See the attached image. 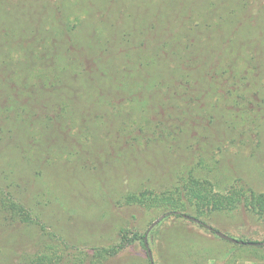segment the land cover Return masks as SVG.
<instances>
[{
	"label": "trees",
	"instance_id": "1",
	"mask_svg": "<svg viewBox=\"0 0 264 264\" xmlns=\"http://www.w3.org/2000/svg\"><path fill=\"white\" fill-rule=\"evenodd\" d=\"M263 142L264 0H0V242L16 249L0 264H106L146 247L126 225L87 248L58 236L48 217L67 191L73 209L102 196L264 224V191L233 166L258 162Z\"/></svg>",
	"mask_w": 264,
	"mask_h": 264
},
{
	"label": "rangeland",
	"instance_id": "2",
	"mask_svg": "<svg viewBox=\"0 0 264 264\" xmlns=\"http://www.w3.org/2000/svg\"><path fill=\"white\" fill-rule=\"evenodd\" d=\"M263 144L264 142L259 152L260 155L257 156L259 157L258 162L254 161L252 164L242 159L233 165L238 169L237 174L250 181V184L258 191H264V164H261L264 161ZM41 184L42 188H50L48 182L42 181ZM51 187L53 188H50L53 191L51 195L59 197L62 188L52 183ZM86 198L82 197L79 200L81 205L73 209L70 204L72 196L67 191L60 199L65 213H59L58 210L51 211L52 215L49 214L48 220L52 225L46 221L50 225V230H55L58 236L66 237L81 248L115 241L119 228L125 225L130 229L138 230L140 234H145L150 223L158 216L150 214L142 207H118L102 196L91 202ZM53 201L56 200L53 199ZM53 213L58 216H53ZM213 218L206 222L236 239L264 241V224L255 220L246 210L222 213ZM171 223L173 221L165 220L163 224H157L154 227L155 233L152 240L151 236H148L155 264H264V249L253 250L252 247L255 245L230 242L191 220L184 221L181 230L176 231L172 228L167 233L164 228ZM21 227L22 231L29 236L38 235L39 231L41 232L35 227L27 225ZM50 230L47 232L51 233ZM26 238L24 239L26 241L23 240L20 245L27 242ZM10 241L11 237L5 242L2 240L0 242V248L4 252L3 256L16 250L13 249ZM28 244L26 243L27 246ZM106 264H149L147 249L142 244V240H136L132 245L110 258Z\"/></svg>",
	"mask_w": 264,
	"mask_h": 264
},
{
	"label": "water",
	"instance_id": "3",
	"mask_svg": "<svg viewBox=\"0 0 264 264\" xmlns=\"http://www.w3.org/2000/svg\"><path fill=\"white\" fill-rule=\"evenodd\" d=\"M172 214H181L184 218L194 221L196 223H199L201 225H203L205 228H207L210 231H214L215 234H217L218 236H220L221 238L228 240L230 242L233 243H238V244H248V245H260V246H264V242L263 241H245V240H241V239H236L230 235H228L227 233L216 229L215 227H213L212 225L202 221L200 218H197L194 215L188 214V213H181L180 211H168V212H164L161 213L160 215H158L148 226L145 235H144V240H145V245L148 251V255H149V259H150V263L151 264H155V260H154V256L152 253V250L150 248L149 242H148V236L149 233L151 232V230L157 225L159 224L166 216L168 215H172Z\"/></svg>",
	"mask_w": 264,
	"mask_h": 264
}]
</instances>
